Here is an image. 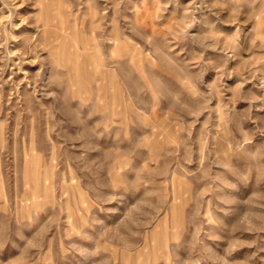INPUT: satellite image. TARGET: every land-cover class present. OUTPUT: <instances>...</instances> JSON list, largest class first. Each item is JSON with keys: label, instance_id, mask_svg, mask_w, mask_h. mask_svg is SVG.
I'll return each mask as SVG.
<instances>
[{"label": "rangeland", "instance_id": "rangeland-1", "mask_svg": "<svg viewBox=\"0 0 264 264\" xmlns=\"http://www.w3.org/2000/svg\"><path fill=\"white\" fill-rule=\"evenodd\" d=\"M0 264H264V0H0Z\"/></svg>", "mask_w": 264, "mask_h": 264}, {"label": "bare ground", "instance_id": "bare-ground-1", "mask_svg": "<svg viewBox=\"0 0 264 264\" xmlns=\"http://www.w3.org/2000/svg\"><path fill=\"white\" fill-rule=\"evenodd\" d=\"M91 24V35L88 36L87 40L86 38H83V43L80 47H77V45L75 44V48H74V52H72V56L70 53H68V57L69 60L72 59V63H73V68L74 69H78L79 68V64H81L82 66L85 65V68H87V72L89 74H91L92 76V80L96 81H101L104 79V72H102V56H101V51L99 48V43L96 40V36L94 33V24L93 21L90 22ZM73 32L75 33L76 31L72 28ZM73 38L75 39V34H72ZM63 38H65L63 36ZM73 39V40H74ZM63 41H65V39H63ZM66 42V41H65ZM64 42V43H65ZM79 50V51H78ZM81 51V52H80ZM113 79V76H112ZM111 79V80H112ZM124 262L126 263L127 260L125 259Z\"/></svg>", "mask_w": 264, "mask_h": 264}]
</instances>
